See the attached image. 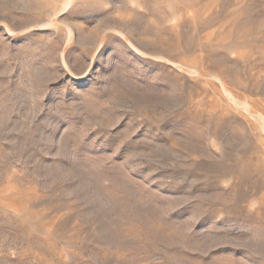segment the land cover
I'll list each match as a JSON object with an SVG mask.
<instances>
[{
  "label": "rangeland",
  "instance_id": "rangeland-1",
  "mask_svg": "<svg viewBox=\"0 0 264 264\" xmlns=\"http://www.w3.org/2000/svg\"><path fill=\"white\" fill-rule=\"evenodd\" d=\"M257 30L264 0H0V264H264Z\"/></svg>",
  "mask_w": 264,
  "mask_h": 264
},
{
  "label": "bare ground",
  "instance_id": "bare-ground-1",
  "mask_svg": "<svg viewBox=\"0 0 264 264\" xmlns=\"http://www.w3.org/2000/svg\"><path fill=\"white\" fill-rule=\"evenodd\" d=\"M260 26H261V25H260ZM249 29H250V30H249ZM251 29H252V28L249 27L248 30L245 32V35H244V36L246 37V40H245V41H246L247 43H251V42L253 41L252 38H249V37H251V34H252V32H253V30H251ZM259 29H260V28H259ZM261 33H262V32H261L260 30H257L256 34H259V35H258L254 40H264V35L261 36ZM263 34H264V33H263ZM238 35H239V34H238ZM242 37H243V36H241L240 39H242ZM238 39H239V38H238ZM238 39H237V40H238ZM240 39H239V40H240ZM231 43H232V42H231ZM232 47H233V46H232ZM234 47H235V46H234ZM243 62H245V63L248 64V60H247V59L244 60ZM247 68H248V67H247ZM220 83H221V82H220ZM220 83H219V84H220ZM221 90H222V88H221ZM222 92L224 93V91H222ZM227 92H228V91H227ZM227 92H226V93H227ZM226 95H227V94H226ZM227 96H229V95H227ZM224 98H225V97H224ZM227 99H228V98H227ZM229 102H230V101H229ZM231 102H233V103L236 102V104H237V101L234 100V98H233L232 96H231ZM227 103H228V102H227ZM244 103H245V102H244ZM229 105H230V104H229ZM245 106H246V105H245ZM233 107H234V106H233ZM234 108H235V107H234ZM245 108H246V107H245ZM245 108H243V109H245ZM247 108H248V107H247ZM235 109H236V108H235ZM241 109H242V108H241ZM246 111H247V110H246ZM248 115H249V114H248ZM252 115H253V114H252ZM249 116H251V115H249ZM253 118H254V117H253ZM258 119H259V118H258ZM261 119H262V118H261ZM261 119H260V120H261ZM262 120H263V119H262ZM262 122H263V121H262ZM262 122H261V123H262ZM261 123H260V124H261ZM263 125H264V124H263ZM263 125H262V126H263ZM263 128H264V126H263ZM263 128H262L261 131L264 132V129H263Z\"/></svg>",
  "mask_w": 264,
  "mask_h": 264
}]
</instances>
